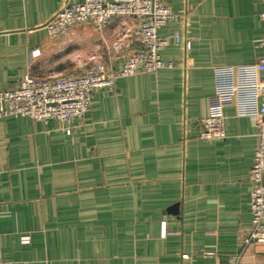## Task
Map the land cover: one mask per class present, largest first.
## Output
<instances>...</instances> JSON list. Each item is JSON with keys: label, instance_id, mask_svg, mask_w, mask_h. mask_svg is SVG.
Returning a JSON list of instances; mask_svg holds the SVG:
<instances>
[{"label": "crops", "instance_id": "1", "mask_svg": "<svg viewBox=\"0 0 264 264\" xmlns=\"http://www.w3.org/2000/svg\"><path fill=\"white\" fill-rule=\"evenodd\" d=\"M162 1L175 15L159 34L180 35L166 66L118 77L71 123L0 121L1 264H264V241L242 244L258 129L235 103L241 66L263 53V0ZM63 2L0 0V95L27 73L75 71L78 54L124 63L107 50L117 20L52 39ZM205 116L225 117L227 136L202 138Z\"/></svg>", "mask_w": 264, "mask_h": 264}, {"label": "built area", "instance_id": "2", "mask_svg": "<svg viewBox=\"0 0 264 264\" xmlns=\"http://www.w3.org/2000/svg\"><path fill=\"white\" fill-rule=\"evenodd\" d=\"M174 15L171 5L162 0H64L46 23L51 38L58 39L84 23L101 32L117 20L120 31L107 50L118 55L127 51L124 63L113 68L98 54L88 58L78 54L74 57L75 71H56L48 79L27 73L16 87L0 95V121L8 116H28L44 122L56 119L71 123L74 118L83 117L98 89L113 90L118 77L166 66L161 51L171 38L179 40L180 35L162 36L159 30ZM128 19L132 22L128 23ZM261 19L263 32L259 45L263 53L256 62L241 66V79L235 87L237 114L252 118L258 129V146L250 174L252 227L242 240L243 248L264 241V8ZM198 124L202 138L218 140L227 136L223 116L201 117ZM4 146L5 140L0 137V149ZM23 241H29V236H24ZM233 259L238 262L240 255H234Z\"/></svg>", "mask_w": 264, "mask_h": 264}]
</instances>
